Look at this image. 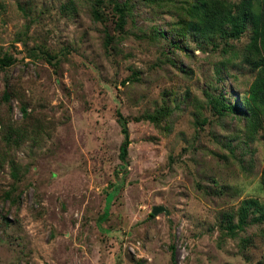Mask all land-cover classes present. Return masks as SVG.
<instances>
[{
	"label": "rangeland",
	"instance_id": "rangeland-1",
	"mask_svg": "<svg viewBox=\"0 0 264 264\" xmlns=\"http://www.w3.org/2000/svg\"><path fill=\"white\" fill-rule=\"evenodd\" d=\"M90 5L0 0V55L17 59L0 68V130L29 129L8 146L27 166L19 202L2 198L14 179L0 166V264H264V222L240 232L245 250L219 228L243 199L264 201V138L247 140L229 116L216 121L208 102V93L236 99L250 70L237 61L220 81V50L158 37L174 15L165 8L137 4L119 34ZM107 31L119 38L110 50ZM164 103L175 109L169 132L135 120ZM119 111L129 118L126 161ZM226 142L244 154L248 176L226 158ZM154 205L169 214L151 217Z\"/></svg>",
	"mask_w": 264,
	"mask_h": 264
},
{
	"label": "trees",
	"instance_id": "trees-1",
	"mask_svg": "<svg viewBox=\"0 0 264 264\" xmlns=\"http://www.w3.org/2000/svg\"><path fill=\"white\" fill-rule=\"evenodd\" d=\"M258 0H90L92 15L97 20L112 19L114 27L120 34L123 33L127 23L134 16L135 6L142 4L152 8H165L172 12L173 19L167 25L166 32L157 29L156 35L161 38H172L174 47H182L180 41H188L193 36L199 47L205 49L212 46L220 50L221 58L216 66V73L220 81H225L228 74H231L230 65L239 61L242 67H247L251 72V80L246 90L241 91L236 99L233 94L218 96L208 93V102L213 114L217 115L216 121L222 123L225 116L236 120L239 125L238 132H243L247 140L264 138V2L257 6ZM175 13L179 14L178 16ZM110 32L105 33V45L108 50L114 47L118 37ZM169 35V36H168ZM248 35L247 43L239 48L234 41L241 40ZM174 40V41H173ZM13 54L4 53L0 55V68L11 66L16 61ZM184 71L185 68L181 67ZM234 78L238 79L237 75ZM11 92L7 88L3 97L6 102L10 100ZM4 103H0V109ZM25 115L29 114L28 109L22 106ZM175 109L164 103L156 107L154 111H146L135 120L148 121L155 126L169 132L175 122ZM205 117L202 122L196 117V124H204L208 121ZM118 122L123 133V141L120 149V156L127 160L129 146L131 143L130 130L128 127L129 118L121 111L118 112ZM29 129L25 127L16 128L13 125L0 130V166L9 164L13 182L9 188H3L2 198L19 202L20 192L17 191V184L22 180L27 169L17 163L8 146L18 144L17 138L27 134ZM33 136L38 138L40 134ZM27 136V135H26ZM26 136L24 138H26ZM34 138V137H33ZM25 140V139H23ZM229 148L226 154L228 160L238 162L242 173L248 176L251 173L243 153L236 152L231 143H224ZM25 171H24V170ZM262 184L264 186V169L262 173ZM17 192V195H15ZM111 194V193H110ZM108 193V197H110ZM113 197L109 199L112 201ZM108 216V211H105ZM151 217H155L150 213ZM104 218H106L104 216ZM237 218V220H236ZM264 222V201L256 197L243 199L237 209L227 210L222 218L219 228L221 238L240 237V247L245 250L250 241L248 235L243 237L240 232L247 231L253 224ZM244 252V251H243ZM173 258L174 251L172 252ZM175 263V262H174Z\"/></svg>",
	"mask_w": 264,
	"mask_h": 264
},
{
	"label": "water",
	"instance_id": "water-1",
	"mask_svg": "<svg viewBox=\"0 0 264 264\" xmlns=\"http://www.w3.org/2000/svg\"><path fill=\"white\" fill-rule=\"evenodd\" d=\"M161 212H166L167 214H169V210L164 205H154L153 206V209H152L153 215H158Z\"/></svg>",
	"mask_w": 264,
	"mask_h": 264
}]
</instances>
